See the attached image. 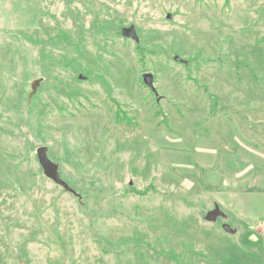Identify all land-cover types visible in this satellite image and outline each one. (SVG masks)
Returning a JSON list of instances; mask_svg holds the SVG:
<instances>
[{"label":"rangeland","instance_id":"obj_1","mask_svg":"<svg viewBox=\"0 0 264 264\" xmlns=\"http://www.w3.org/2000/svg\"><path fill=\"white\" fill-rule=\"evenodd\" d=\"M262 224L264 0H0V264H264Z\"/></svg>","mask_w":264,"mask_h":264},{"label":"water","instance_id":"obj_2","mask_svg":"<svg viewBox=\"0 0 264 264\" xmlns=\"http://www.w3.org/2000/svg\"><path fill=\"white\" fill-rule=\"evenodd\" d=\"M120 34L124 38L132 39L135 42H138V37L136 35L134 27L131 25L128 28H122L120 30ZM174 61L184 63L185 61L180 60L178 57L173 58ZM81 77V76H80ZM141 80L144 86H146L152 94L156 97V102L159 101V97L157 96V92L153 85V76L151 73L145 72L141 74ZM41 79L33 80L29 85V94L27 96V102H30L31 97L34 95L38 84ZM37 162L42 170V174L49 180H51L54 184L60 186L65 192L71 193L79 199V195L70 188L64 180L61 179L60 174L58 172V165L52 162L47 156V148L45 146H40L35 151ZM217 218H224L223 212L217 207L214 206L213 210L206 213L204 220L207 222H215ZM221 228L229 233L233 234L234 231L229 228L228 225L223 224Z\"/></svg>","mask_w":264,"mask_h":264},{"label":"built area","instance_id":"obj_3","mask_svg":"<svg viewBox=\"0 0 264 264\" xmlns=\"http://www.w3.org/2000/svg\"><path fill=\"white\" fill-rule=\"evenodd\" d=\"M261 228L264 230V224L261 225Z\"/></svg>","mask_w":264,"mask_h":264}]
</instances>
